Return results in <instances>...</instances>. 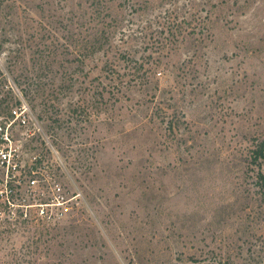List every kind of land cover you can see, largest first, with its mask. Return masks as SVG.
Masks as SVG:
<instances>
[{
  "label": "rangeland",
  "instance_id": "1",
  "mask_svg": "<svg viewBox=\"0 0 264 264\" xmlns=\"http://www.w3.org/2000/svg\"><path fill=\"white\" fill-rule=\"evenodd\" d=\"M22 101L79 196L0 264H264V0H0Z\"/></svg>",
  "mask_w": 264,
  "mask_h": 264
},
{
  "label": "built area",
  "instance_id": "2",
  "mask_svg": "<svg viewBox=\"0 0 264 264\" xmlns=\"http://www.w3.org/2000/svg\"><path fill=\"white\" fill-rule=\"evenodd\" d=\"M62 168L57 150L26 101L1 113L0 224L61 221L79 196L64 186Z\"/></svg>",
  "mask_w": 264,
  "mask_h": 264
},
{
  "label": "trees",
  "instance_id": "3",
  "mask_svg": "<svg viewBox=\"0 0 264 264\" xmlns=\"http://www.w3.org/2000/svg\"><path fill=\"white\" fill-rule=\"evenodd\" d=\"M256 157L259 158L264 155V143L262 146H260L256 151H255Z\"/></svg>",
  "mask_w": 264,
  "mask_h": 264
}]
</instances>
